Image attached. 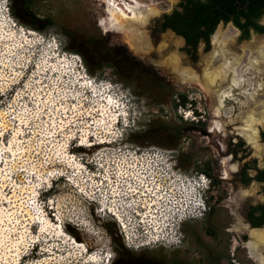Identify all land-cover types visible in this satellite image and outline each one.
Listing matches in <instances>:
<instances>
[{"label": "rangeland", "instance_id": "obj_1", "mask_svg": "<svg viewBox=\"0 0 264 264\" xmlns=\"http://www.w3.org/2000/svg\"><path fill=\"white\" fill-rule=\"evenodd\" d=\"M134 1L144 12H153L141 27L146 39L138 51L127 43V32L112 30L103 0H34V12L54 23L42 32L15 21L8 2L0 0V264H161L160 246L200 244L233 245L238 264H258L262 257H249L235 235L226 232L230 215L223 205L213 204V228L203 234L206 217L196 211L194 200L197 177L202 175L212 199L219 201L229 190L224 160L216 161L215 150L199 146L205 139L192 126L210 128L214 120L221 132L220 121L236 117L242 133L255 134L252 154L262 156L256 134L264 122V114L258 115L264 99L256 109L246 106L248 98L236 96L239 102L224 105L219 113L201 76L217 43H227V57L239 58L238 80H248L244 90L258 88L264 83V66L251 69V51L244 48L257 41L264 52V34L250 31L243 40L232 25L219 24L208 50L202 52L199 45L191 63L181 39L155 30L156 20L178 0ZM62 29L76 41L65 39ZM77 39L96 41L95 47L83 46L89 68L68 50ZM108 49L121 58L126 54L129 63L107 58ZM170 58L185 77L166 65ZM110 100L119 106L114 117H88ZM229 108L232 115L224 118ZM241 109L245 115L239 116ZM188 138L197 141L191 155L185 150ZM257 190L248 185L238 196L258 199ZM207 191H199L202 200ZM181 214L186 216L180 221L194 218V230L189 222L183 227L188 234L183 244L177 242L175 225ZM45 217L49 226L43 224ZM139 230H147L143 236L150 234L149 240ZM129 233L135 236L131 246H144L143 258L130 254L119 259L118 248Z\"/></svg>", "mask_w": 264, "mask_h": 264}, {"label": "flooded vegetation", "instance_id": "obj_2", "mask_svg": "<svg viewBox=\"0 0 264 264\" xmlns=\"http://www.w3.org/2000/svg\"><path fill=\"white\" fill-rule=\"evenodd\" d=\"M263 16L258 20V24H260L261 19ZM221 24V23H220ZM232 25L231 23H227ZM225 24V25H227ZM264 24V23H263ZM260 24V25H263ZM223 25V24H221ZM233 26V25H232ZM234 27V26H233ZM235 28V27H234ZM236 29V28H235ZM240 32L238 29H236ZM240 34V33H239ZM205 47L204 42H200L198 46ZM194 54H188L186 57L192 63L197 59V50L195 53L196 59L193 60ZM256 88V87H255ZM227 96V95H226ZM241 98V97H240ZM239 98V99H240ZM224 105L231 104V102H237L233 98L224 97ZM233 108L225 109L224 113H228L224 118H230ZM241 114L239 116L245 115L244 110H240ZM238 116V117H239ZM212 118H214L212 116ZM236 118V117H235ZM226 119L225 122L220 121L222 124V131L220 132V124L216 123V127H213V121L211 120L212 126L210 128H201L199 125L192 126L200 136L199 138L205 139L201 145V147H205L206 151L213 152L215 150V155H212V158L216 161L220 162L221 159L224 160L225 168L227 174L223 179H225V184L227 186L226 190H229V193H224L222 198L218 201V197L215 199L210 198L211 194L206 193L203 202V210H196L199 215L202 217H206L204 220L206 223L205 229L203 234L206 235L207 229L213 228L212 225L209 223V217H211V213H213V204L216 205H223L225 208L228 209L227 213L230 215V222L226 223L225 230L226 232H232L240 245L241 248L247 249L249 257H253V254L259 253L262 257H259L258 264H264V251L260 252L262 249L264 250V245L258 242H255L251 238V233L255 231H260L264 227V151L259 159L257 156L252 154V149L250 147V143L254 141L255 134H247L242 133L241 131L243 128L236 126V123L240 121ZM240 119V118H239ZM246 121L250 124V119L245 116ZM253 123V122H252ZM257 123L254 121V124ZM213 127V128H212ZM219 131V132H217ZM257 140L258 143L262 146L264 150V122L263 126L257 130ZM182 137V136H180ZM185 138V136H184ZM190 140V145L186 143V151H190L188 154L191 155L193 149L197 145V141ZM171 157V156H170ZM211 161L210 164L213 165ZM175 166V162L173 161V167ZM205 175L204 171L202 172ZM100 183V182H99ZM248 185H257L258 186V199H249L248 197H239L238 191L244 190ZM138 186V185H137ZM213 186V185H212ZM210 185V187H212ZM139 187V186H138ZM135 192V191H134ZM208 194V195H207ZM231 194V195H230ZM211 201V211L209 212V201ZM207 201V202H205ZM196 204V203H195ZM206 204L207 207H206ZM195 206V205H194ZM198 206L196 205V208ZM109 210V209H108ZM110 211V210H109ZM110 213V212H109ZM201 213V214H200ZM228 214H225V217H229ZM210 215V216H209ZM183 221H179L176 226L177 230V242L179 244H183L186 241V237H188L186 231H183L184 226L192 227L193 219L186 217ZM237 221V222H234ZM187 222V223H186ZM237 223V224H235ZM193 228V227H192ZM189 230L191 229H186ZM194 230V228H193ZM140 231V230H139ZM147 231V230H146ZM146 231L141 230V236L143 237V233ZM131 237V241L127 240V236L125 237L126 243H121L122 245L118 248L121 255H119V259L127 260L130 254H136V258H143L142 254L145 251L144 246H139L141 248L131 246L132 238L134 235L128 234ZM248 239L247 245H245V241ZM250 239V243H249ZM129 243V244H127ZM176 243V241H175ZM147 242L145 243V245ZM161 248V264H238L236 262L237 258L234 257L235 248L232 250L229 246H220L212 247V246H205V245H198L192 247H185L183 245H174V246H160ZM183 250V251H182ZM185 250L187 252H185ZM191 250V253L188 252ZM244 253V251H243ZM187 254H190L188 256ZM257 255V254H256Z\"/></svg>", "mask_w": 264, "mask_h": 264}, {"label": "trees", "instance_id": "obj_3", "mask_svg": "<svg viewBox=\"0 0 264 264\" xmlns=\"http://www.w3.org/2000/svg\"><path fill=\"white\" fill-rule=\"evenodd\" d=\"M9 15L23 26L32 31L42 32L54 25L48 16L39 17L33 10L34 0H6ZM264 14V0H178L173 8L160 16L155 22L157 32L170 31L182 40L181 50L186 54H194L200 42L205 43L203 52L209 48V39L216 27L231 23L240 32V39H247L249 32L264 34V24H258V20ZM61 34L67 40L74 41L72 33L62 29ZM74 39V40H73ZM76 41V40H75ZM96 46V41L90 39L85 41L77 39L68 50L78 55L84 62L86 68L83 46ZM111 49L105 55L110 59L114 56L117 60L129 63L126 54L121 58Z\"/></svg>", "mask_w": 264, "mask_h": 264}, {"label": "bare ground", "instance_id": "obj_4", "mask_svg": "<svg viewBox=\"0 0 264 264\" xmlns=\"http://www.w3.org/2000/svg\"><path fill=\"white\" fill-rule=\"evenodd\" d=\"M103 1L106 4V12L109 16L110 27L113 28L112 30H123L127 32L128 34L127 43L132 48V50L134 51L143 50L144 49L143 44L145 43L146 36L144 32L141 31V27H143L146 24V22L149 20L151 15H153V12L152 11L144 12L142 10L141 5L136 3L134 0H130L131 4H128L124 0H120V2H116L114 0H103ZM247 46L248 47L244 49L248 48L251 51L249 66L251 67V69L260 70L259 68L264 66V52L259 49L257 45V41H252ZM216 47L217 49L214 52V55L210 56V58L208 59L210 64L204 69L201 79L204 83L203 87L205 89V92L208 93L211 100H213L214 105L216 106L218 112L222 113V109L224 108L223 107L224 97L233 98L234 100L237 101L236 103H238L239 99H237L236 96H240V95L248 98L247 102L245 103L246 106H252L256 109L259 108V106L261 105L259 101L264 99V83L263 84L260 83L259 87L254 89L253 91H250V93L249 91L248 92L245 91L246 90L245 86L248 80H246L245 78V79H241L243 81H239L237 78L238 75H236L238 74L237 65L239 63V58H236L235 56L227 57L228 52H226L227 50H225V48L227 47V43L219 42L217 43ZM166 65L173 68L177 72H180L182 77L186 76L185 71H178L177 69L178 62L176 59L170 58L168 61H166ZM74 85H77V84H74ZM79 88L82 89L83 92L84 90H86V92L84 93L91 92L87 90L85 86H80ZM250 95H252L253 97L250 98ZM97 96L99 95L97 94L94 95V97H97ZM113 102H114L113 100H110L106 106L101 105L103 107L102 109H93L91 111V115H88V117H94V116L95 117L96 116L97 117L98 116L99 117H102V116L103 117H108V116L114 117L116 114V110L118 111L119 106L115 108L116 102L114 103ZM100 111H102V114H99ZM261 111H262L261 113L258 112V115L264 114V103L261 106ZM99 133L100 132H98V134ZM82 146L83 144L79 145V147H82ZM90 146L92 145H89L88 147ZM201 186L202 185H196V188H200ZM194 193H195L194 200H195V203H197L195 199L196 192ZM189 204H191V207H192L193 202H190ZM112 214L116 217L115 213L112 212ZM188 217L191 218V215ZM31 219H34V217L32 216ZM177 220L180 221V219H177ZM43 224L46 226H49L51 222L45 217L43 219ZM175 225H177V223ZM169 226H170L169 223L167 225L166 224L163 225L162 230H167V227ZM121 227L125 229L124 228L125 226L122 223H121ZM143 237L145 238V240H147L148 239L147 237H151V235L147 234V235H144ZM251 238L254 241L264 244V230L252 232ZM129 239H130L129 236H127V240ZM150 241H153V240H150ZM75 243L78 244V242H75Z\"/></svg>", "mask_w": 264, "mask_h": 264}, {"label": "clouds", "instance_id": "obj_5", "mask_svg": "<svg viewBox=\"0 0 264 264\" xmlns=\"http://www.w3.org/2000/svg\"><path fill=\"white\" fill-rule=\"evenodd\" d=\"M199 182V183H198ZM197 183L198 185H202L200 188H196L195 186V190L194 192H196V205L198 206V209L196 210H203V200H202V196H200L199 191L201 192V195L204 194L207 191V186L204 183V180L202 179V175L197 177ZM197 190V191H196ZM205 197V196H204ZM180 217H184V215H178L176 220L179 219Z\"/></svg>", "mask_w": 264, "mask_h": 264}, {"label": "built area", "instance_id": "obj_6", "mask_svg": "<svg viewBox=\"0 0 264 264\" xmlns=\"http://www.w3.org/2000/svg\"><path fill=\"white\" fill-rule=\"evenodd\" d=\"M120 228H122L121 225H120ZM137 247H138V246H137ZM233 248H234V247H233V245H232V246L230 247V249L232 250Z\"/></svg>", "mask_w": 264, "mask_h": 264}, {"label": "water", "instance_id": "obj_7", "mask_svg": "<svg viewBox=\"0 0 264 264\" xmlns=\"http://www.w3.org/2000/svg\"><path fill=\"white\" fill-rule=\"evenodd\" d=\"M262 228H264V227H262ZM262 228H257V229H262Z\"/></svg>", "mask_w": 264, "mask_h": 264}]
</instances>
